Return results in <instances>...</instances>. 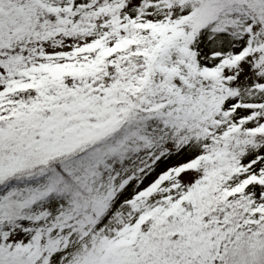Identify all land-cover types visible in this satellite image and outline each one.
<instances>
[{"label": "snow or ice", "instance_id": "1", "mask_svg": "<svg viewBox=\"0 0 264 264\" xmlns=\"http://www.w3.org/2000/svg\"><path fill=\"white\" fill-rule=\"evenodd\" d=\"M0 264H264V0H0Z\"/></svg>", "mask_w": 264, "mask_h": 264}]
</instances>
